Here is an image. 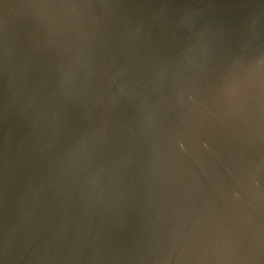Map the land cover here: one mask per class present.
<instances>
[{
    "label": "water",
    "instance_id": "95a60500",
    "mask_svg": "<svg viewBox=\"0 0 264 264\" xmlns=\"http://www.w3.org/2000/svg\"><path fill=\"white\" fill-rule=\"evenodd\" d=\"M0 264H264V0H0Z\"/></svg>",
    "mask_w": 264,
    "mask_h": 264
}]
</instances>
